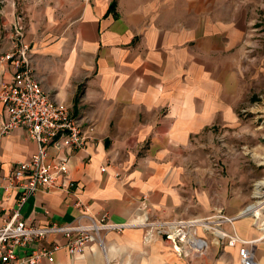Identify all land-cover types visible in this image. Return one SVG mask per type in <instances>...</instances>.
<instances>
[{"label": "crops", "instance_id": "crops-1", "mask_svg": "<svg viewBox=\"0 0 264 264\" xmlns=\"http://www.w3.org/2000/svg\"><path fill=\"white\" fill-rule=\"evenodd\" d=\"M254 14L251 0H0V58L22 15L36 79L93 129L72 154L48 147L68 172L20 219L66 226L86 210L130 224L79 255L50 234L35 244L58 249L44 264H241L223 233L251 241L264 264V130L238 115ZM12 76L0 59V93ZM6 116L0 101V226L19 196L8 179L37 150L23 129L1 134Z\"/></svg>", "mask_w": 264, "mask_h": 264}, {"label": "built area", "instance_id": "built-area-1", "mask_svg": "<svg viewBox=\"0 0 264 264\" xmlns=\"http://www.w3.org/2000/svg\"><path fill=\"white\" fill-rule=\"evenodd\" d=\"M24 21L23 16L19 15L3 32L2 38L8 47L0 59L7 62L13 76L0 93V101L7 115L1 134L9 135L17 129H23L37 143V150L28 161L17 163L13 175L8 179V188L18 189L19 196L11 216L0 226V264L53 263L57 247L50 250L35 245L50 234H64L68 238L69 254L79 255L91 243L104 248L102 237L105 233L121 232L130 226L111 222L106 214L93 217L86 210L77 221L66 226L40 227L20 219V209L28 197L40 190L55 187L58 179L65 177L68 172L67 160L51 162L48 159V147L64 148L72 154L93 139L91 124L74 115L65 103L53 100L36 79L31 48L23 42ZM222 220L231 221L228 218ZM163 225L170 226L168 223ZM166 236L170 238L171 234ZM185 236L186 232L179 229L177 237L184 239ZM222 236L228 239V245H239L241 264H255L254 253L247 247L251 241L243 240L236 233H223ZM200 245L191 242V250H198Z\"/></svg>", "mask_w": 264, "mask_h": 264}, {"label": "rangeland", "instance_id": "rangeland-1", "mask_svg": "<svg viewBox=\"0 0 264 264\" xmlns=\"http://www.w3.org/2000/svg\"><path fill=\"white\" fill-rule=\"evenodd\" d=\"M254 5V23L250 31L249 41L245 45V57L242 66L245 67V96L244 102L239 107L238 115L245 122L242 125H259L260 130H264V0H251ZM243 101V99H242ZM255 113L259 114L258 122L251 119ZM261 142H264V133H262ZM162 225V237L167 238V234H172L171 227ZM158 229V225L155 226ZM186 232V231H185ZM188 232L184 239H187ZM101 248V247H100Z\"/></svg>", "mask_w": 264, "mask_h": 264}, {"label": "trees", "instance_id": "trees-1", "mask_svg": "<svg viewBox=\"0 0 264 264\" xmlns=\"http://www.w3.org/2000/svg\"><path fill=\"white\" fill-rule=\"evenodd\" d=\"M112 7V6H111Z\"/></svg>", "mask_w": 264, "mask_h": 264}]
</instances>
